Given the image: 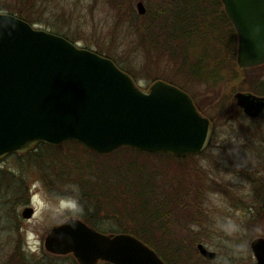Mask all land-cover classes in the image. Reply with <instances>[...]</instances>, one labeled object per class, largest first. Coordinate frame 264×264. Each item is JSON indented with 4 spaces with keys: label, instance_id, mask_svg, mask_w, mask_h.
<instances>
[{
    "label": "rangeland",
    "instance_id": "1",
    "mask_svg": "<svg viewBox=\"0 0 264 264\" xmlns=\"http://www.w3.org/2000/svg\"><path fill=\"white\" fill-rule=\"evenodd\" d=\"M37 2L38 11L50 18L51 22L33 24L34 28L59 33L73 40L80 48L103 51L104 55L114 58L128 70L141 89H147L154 79L177 81L187 88L183 79H179L178 65L164 51L165 48L156 50L153 45L146 44L136 29L148 24L149 16L159 15L164 21L168 19L170 24L179 0ZM138 3L144 4V15L139 14ZM147 14L148 17L144 19ZM161 41L164 46V39ZM187 62L191 64L190 59ZM261 67L259 73L263 76L264 66ZM188 88L191 95L198 97L196 101L200 103L203 114L214 119L217 128H214L210 147L198 157L176 161L169 157L152 158L139 154L142 164L147 165L148 173L157 174L152 182H148L149 189L154 188L162 196L158 199L148 198L145 212L149 213L156 206L161 207L159 202L167 204L165 210L168 211L167 216H171L167 219L171 223L172 234L175 232L183 239L185 246L190 244L196 251L197 246L202 244L217 253L214 261H208L197 251L191 255L190 264H257L251 244L257 237L264 238V146L259 142L253 144L250 141L253 140L252 136L247 138L246 131L261 122L240 115L224 97L225 109L216 104L204 83H196ZM239 92L233 94L238 108L235 95ZM62 148L44 150L39 154L44 159L43 168L39 157L28 161L25 157L28 153L11 155L0 162V264L77 263L71 255L55 260L60 256L50 254L44 245L51 229L73 218V213L79 209L76 193L74 196L66 195L68 188L54 181L55 176L48 175L52 168L47 163L53 161L52 155L65 157L77 150ZM17 156H23V160ZM97 159L89 158V163ZM196 179L200 186L186 192L188 196L182 194L181 184L189 186ZM74 181L76 179H71L76 184ZM21 187L27 193L25 202H22L23 198L20 199ZM55 188L59 189L58 194L54 192ZM174 189L175 193L171 194ZM163 191L169 193V201ZM13 194L16 196L11 199ZM27 207L34 209L30 219L22 215ZM101 214L106 212L102 211ZM103 222L107 231L119 228L115 220L106 219Z\"/></svg>",
    "mask_w": 264,
    "mask_h": 264
},
{
    "label": "water",
    "instance_id": "2",
    "mask_svg": "<svg viewBox=\"0 0 264 264\" xmlns=\"http://www.w3.org/2000/svg\"><path fill=\"white\" fill-rule=\"evenodd\" d=\"M220 1L238 36V67L264 65V0ZM137 8L146 13L143 3ZM235 99L249 117L264 112V97L239 92ZM212 134L211 121L178 87L157 81L143 90L112 60L0 13V162L40 144L66 142L101 155L128 147L186 158L206 150ZM22 215L30 219L34 209ZM44 245L78 264H165L138 238L104 234L78 218L54 226ZM197 248L206 260L216 259L204 245ZM251 248L264 264V238Z\"/></svg>",
    "mask_w": 264,
    "mask_h": 264
},
{
    "label": "trees",
    "instance_id": "3",
    "mask_svg": "<svg viewBox=\"0 0 264 264\" xmlns=\"http://www.w3.org/2000/svg\"><path fill=\"white\" fill-rule=\"evenodd\" d=\"M178 3V8L175 6L176 11L171 16L170 24L167 22L168 19L164 21L159 15L155 17L145 15L143 18L148 17V24L136 27L140 37L146 44L153 45L156 50L165 48L164 51L178 65L179 79H183L185 84L190 87L196 83L206 84V89L211 92L216 104L224 108V101H222L224 97L237 109L240 115L243 114L242 110L235 105L233 94L241 91L264 96V75L259 73L262 67L254 69H239L237 67V34L220 0H179ZM37 4V0H0V13L14 15L32 25L51 22L50 18L44 17L38 11ZM56 34L63 36L59 33ZM162 39H164V46ZM70 41L75 43L73 40ZM93 52L112 60L120 69L130 73L114 58L104 55L103 51V53ZM189 59L191 64L188 65ZM254 73L256 75H253ZM155 81L157 79H154L153 83ZM168 83L190 94L188 86L184 88L177 81L172 80ZM191 96L203 114L204 111L200 103L196 101L198 97L196 95ZM210 120L214 128H217L215 120L212 118ZM260 120V124H254L248 131L244 128V131L248 134L247 138L252 136L253 144L259 142L264 146V116L260 117ZM62 147L77 150L64 155L65 157L52 155V164H50L51 161L47 163L48 167L52 168L48 175L49 177L55 176L54 181L62 183L68 188L65 190L66 195L74 196L76 193L75 199L79 209L73 213L75 218H79L104 234L123 233L138 238L155 250L166 264H190L191 255L197 253L198 250L196 251L194 246L190 244L185 246L179 235H175V232L172 234L169 226L171 223L167 219L171 216H167L168 211L165 210L167 204L159 202L163 207L156 206L149 213L145 212L148 198L158 199L162 196L154 188L149 189L148 182H152L151 180L157 174L148 173L147 165L142 164L139 154L150 155L152 158L169 157L176 159V161L198 156L184 159L172 155L143 153L131 148H122L111 155L104 156L88 150L80 143L67 142L60 146L39 145L25 157L28 158V161L35 160L36 157H41L39 154L43 153L44 150L52 151L63 149ZM77 153L79 155L76 156ZM17 157L23 160V156ZM93 157L103 160L97 159L94 163H89V158ZM152 158L150 159L152 160ZM39 160H41L40 163L43 168L44 159L40 158ZM66 160L71 163L68 164ZM132 160L136 162L131 163ZM71 179H76L74 181L76 184H73ZM198 185L200 186L197 179L196 182H191L189 186L182 183L180 186L181 193L188 196L186 192H192L193 188L195 189ZM58 190L55 188L54 192L58 194ZM175 190L171 194L175 193ZM163 192H165L167 199L169 193ZM26 195V191L21 187L22 197L20 199L23 198L22 202H25ZM15 196L16 194H13L11 199ZM102 211H105L106 214H101ZM106 219L117 221L118 231H107L103 227V221ZM262 230L264 233V228ZM199 256H201L200 253ZM59 259L64 258L55 257V260ZM54 264L57 263L54 262ZM73 264L77 263L73 262Z\"/></svg>",
    "mask_w": 264,
    "mask_h": 264
},
{
    "label": "flooded vegetation",
    "instance_id": "4",
    "mask_svg": "<svg viewBox=\"0 0 264 264\" xmlns=\"http://www.w3.org/2000/svg\"><path fill=\"white\" fill-rule=\"evenodd\" d=\"M259 96V95H258ZM261 97H264V96H261ZM245 115V114H244ZM246 116V115H245ZM262 116H264V112L260 115V116H258L257 118H252V117H248V116H246L247 118H249L250 120H256L257 121V123L258 122H261V120H260V117H262ZM250 141H253V140H251L250 139ZM260 146V145H259Z\"/></svg>",
    "mask_w": 264,
    "mask_h": 264
}]
</instances>
